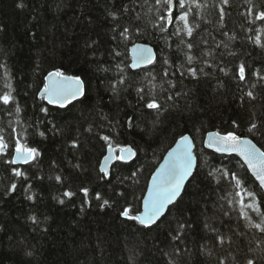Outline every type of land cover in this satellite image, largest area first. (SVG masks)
I'll return each mask as SVG.
<instances>
[{
  "label": "trees",
  "instance_id": "1",
  "mask_svg": "<svg viewBox=\"0 0 264 264\" xmlns=\"http://www.w3.org/2000/svg\"><path fill=\"white\" fill-rule=\"evenodd\" d=\"M19 2L0 0V65L12 77L21 123L0 108V130L7 139L10 122L17 131L27 129V142L40 156L24 166L7 164L10 155L0 157V264H246L248 258L264 264L260 234L239 216L238 205L229 207L234 189L217 170L236 173L257 201L264 200L260 187L239 159L202 146L209 132L234 131L264 150V134L248 132L251 122L264 124V81L256 75L264 74V48L249 39L260 22L249 23L247 17L249 8L264 9V0H228L227 5L200 0L208 6L191 13V38H169L173 28L161 33L153 27L159 14L155 0H23V9ZM125 26L134 30L127 41L118 35ZM135 43L153 46L157 62L132 70L129 48ZM187 55L195 58L191 65ZM241 64L247 75L243 83L237 77ZM181 66L202 71L197 78L181 76ZM57 69L79 76L85 87L83 98L64 109L38 95L44 77ZM121 75L126 85L114 93L111 85ZM3 85L0 69V89ZM140 86L159 99V113L144 107L136 92ZM247 91L256 98L250 100ZM181 135L195 136L198 167L177 201L179 208L171 206L159 227L151 229L121 217L128 204L141 210L151 175ZM101 136L136 152L127 164L115 163L111 181L100 178L99 163L107 153ZM9 153H14L11 146ZM13 167L28 178L14 177ZM56 175L63 177L62 184ZM13 182L17 190L8 194ZM82 187L89 189L88 203ZM65 190L76 195L64 197ZM97 192L110 206L100 207ZM251 216L259 220L256 213ZM177 220L191 225L181 241L172 239Z\"/></svg>",
  "mask_w": 264,
  "mask_h": 264
},
{
  "label": "snow or ice",
  "instance_id": "2",
  "mask_svg": "<svg viewBox=\"0 0 264 264\" xmlns=\"http://www.w3.org/2000/svg\"><path fill=\"white\" fill-rule=\"evenodd\" d=\"M222 4L227 5L228 0H222ZM207 6L206 3L201 4L200 0H155V7L159 14L153 22V27L161 33H167L169 27L173 28L174 31L169 33V38L172 35L191 38L194 29L189 17L194 9H201ZM17 7L21 9L25 7L23 0H20ZM125 11H127V9H125ZM224 15V9L221 7L220 18L223 19ZM247 17L251 18L248 21L249 23L256 24L260 22L259 30L254 36H250L249 39L255 45L264 48V39H262V37H264V9L254 11L253 8H249L247 10ZM113 18L115 19V15H113ZM133 31V29L125 26L118 35L120 38L127 41ZM184 42L185 41L182 39L181 43ZM192 47L193 45L191 43L187 44L189 52H191ZM131 53L132 60L129 66L133 69L154 65L157 62L153 49L145 44H134ZM116 55H119V52H117ZM186 59L187 63L191 65L195 58L192 55H187ZM0 69L3 70L4 79L3 88L0 89V108L6 110L10 115L15 114L16 123L20 124V113L22 110L14 94L16 91L15 87L10 82L12 77L6 65H0ZM223 70L222 68L221 71ZM200 71H202V69L198 70L195 67L184 68L181 66L180 75L197 78ZM168 75V71L165 70L164 76L167 77ZM256 75L259 81H264V74L257 73ZM237 77L242 83L247 80L245 65L241 64L239 66ZM155 79L156 78L153 76L152 80L154 81ZM125 85L126 80L121 75L118 80L112 83L111 89L114 93H118L121 90L120 86ZM169 85L170 87H174L171 80H169ZM152 87L154 88L155 85ZM252 87L254 88L255 85ZM136 92L139 99L145 102L144 107L146 109L154 110L158 113L162 110L159 99L152 94L151 90L146 92L145 88L140 86L136 88ZM38 95L47 105L58 109H64L75 100L85 95L84 82L79 76L66 75L64 72L57 69L49 72L44 77ZM246 96L250 100L256 98L253 91H247ZM167 100H174V97L168 95ZM40 111L45 115L49 114L48 107H41ZM129 124H133L132 119L129 120ZM233 126L238 127L235 121H233ZM9 128L10 132H8L7 139L2 130H0V157L10 155L11 159L5 161L9 165L29 164L37 160L40 156V152L36 147L29 146L25 136L27 129L17 131V128L13 127L11 122ZM89 131H91V129H89ZM248 132H260L264 134V124L258 126L257 123L251 122ZM38 134L41 137L46 135L44 131H39ZM100 139L104 141L107 151V154L103 155V159L99 163V173L102 174L100 178L111 181V171L115 163L120 162L121 164H127L136 156V152L128 145L117 147L112 143V139L109 136H101ZM203 144L204 147L213 149L217 153L237 154L259 182V187L264 189V150L257 147L252 140L243 139L234 131H227L223 134L220 132H210L203 140ZM10 146L13 148L14 154L9 153ZM71 146L76 148L78 146V140H73ZM195 148V136L181 135L179 140L175 141V147L168 151L163 164H161L152 175L146 195L140 198L142 210L128 204L122 208L119 213L120 216L126 220L134 221L146 229H151L153 226L159 227L158 222H162V217H165L166 213L170 212V206L179 208L177 201L181 196L185 182L192 176L194 169L198 167ZM77 167L80 166L77 165ZM217 171L220 177L227 180L229 186H232L234 189V191L230 193L232 198L228 200L229 207L238 205L239 216L246 221L251 229H255L260 234L257 247L264 245V211L261 210V208L264 207V200L257 201L256 194L244 186L242 180L236 173L227 169H218ZM12 175L16 178H28L26 172L16 167L12 168ZM131 175L135 176L136 173H132ZM209 175H213V172L210 171ZM54 179L59 184L63 183V177L60 175H56ZM28 187L31 186L29 185ZM16 190L17 184L13 182L7 189V192L8 194H12ZM25 191H27V189H25ZM79 191L85 198L84 202L88 203L90 199L89 189L82 187ZM74 195H76V193L71 190H65L63 192V196L69 199ZM119 195H123V193H119ZM27 198L31 200L32 196L29 195ZM94 199L101 202L100 207L102 209L106 206H110V200L105 199L99 192L94 193ZM59 202L63 204L64 200L61 199ZM253 212L259 217L258 221L252 218L251 213ZM30 219L34 224L38 223L36 217H31ZM190 226L189 221L177 220L175 234L172 236L173 241H181L182 237L185 235L186 228ZM205 227L208 228L209 225L205 224ZM218 240L221 245L224 244V238L222 236H218ZM219 264H224V261L221 260ZM246 264H256V260L254 258H248Z\"/></svg>",
  "mask_w": 264,
  "mask_h": 264
},
{
  "label": "water",
  "instance_id": "3",
  "mask_svg": "<svg viewBox=\"0 0 264 264\" xmlns=\"http://www.w3.org/2000/svg\"><path fill=\"white\" fill-rule=\"evenodd\" d=\"M135 44H145V43H135ZM134 45V44H133ZM133 45L132 46H130V48H129V57H130V64H131V60H132V53H131V49H132V47H133ZM145 45H147V46H149V47H151L152 49H153V52L155 53V55H156V57H157V54H156V51H155V49H154V47L153 46H151L150 44H145ZM148 66H150V65H148ZM148 66H144V67H141V68H137V69H133V68H131L132 70H139V69H142V68H145V67H148ZM85 88V87H84ZM83 97H80V98H78L77 100H75L73 103H75V102H77V101H79V100H81ZM72 103V104H73ZM71 105V104H70ZM50 106V105H49ZM69 106V105H68ZM53 107V106H52ZM210 133V132H209ZM207 135H208V133L205 135V137H204V139L207 137ZM190 136V135H189ZM241 138H243V139H250V138H248V137H241ZM203 139V140H204ZM179 140V139H178ZM251 140V139H250ZM253 142V141H252ZM254 143V142H253ZM255 144V143H254ZM202 146L204 147V144H203V142H202ZM257 146V145H256ZM173 147H175V144L173 145ZM172 147V148H173ZM258 147V146H257ZM206 150H208V151H211V152H213V153H215V154H218V155H222V156H233V157H236L237 159H239L241 162H242V164L246 167V169L248 170V172L250 173V175L252 176V178L255 180V182L258 184V186H259V182L255 179V177L253 176V174L251 173V171L248 169V167H247V165L246 164H244V162H243V160L237 155V154H235V153H233V154H221V153H217V152H215L213 149H209V148H206V147H204ZM171 150V148L168 150V151H170ZM168 151L166 152V154L163 156V158H162V160H161V162L158 164V166H157V168H159V166L161 165V164H163V162H164V159L166 158V156H167V153H168ZM195 153H196V148H195ZM14 154V153H13ZM107 154V153H106ZM134 158V157H133ZM132 158V159H133ZM131 159V160H132ZM17 165H19V166H24V165H27V164H17ZM157 168L155 169V171L157 170ZM155 171L153 172V174L155 173ZM194 172H195V169H194V171H193V174H194ZM152 174V175H153ZM193 174H192V176H193ZM152 175H151V177H150V179H149V181H148V185H147V188H148V186H149V184H150V182H151V178H152ZM192 176H190L189 178H188V180L185 182V185H184V188H183V190H182V192H181V195H182V193H183V191H184V189H185V187H186V185H187V183L189 182V180L192 178ZM147 188H146V191H145V194L144 195H146V193H147ZM261 189V188H260ZM261 191H262V193H263V197H264V189H261ZM179 199V198H178ZM171 207V206H170ZM141 210H142V204H141Z\"/></svg>",
  "mask_w": 264,
  "mask_h": 264
}]
</instances>
